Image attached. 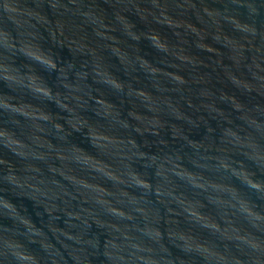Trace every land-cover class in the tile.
Here are the masks:
<instances>
[{"label":"water","instance_id":"1","mask_svg":"<svg viewBox=\"0 0 264 264\" xmlns=\"http://www.w3.org/2000/svg\"><path fill=\"white\" fill-rule=\"evenodd\" d=\"M0 264H264V0H0Z\"/></svg>","mask_w":264,"mask_h":264}]
</instances>
